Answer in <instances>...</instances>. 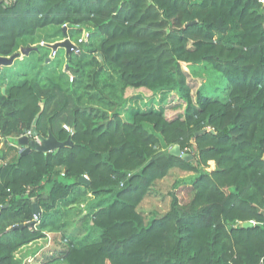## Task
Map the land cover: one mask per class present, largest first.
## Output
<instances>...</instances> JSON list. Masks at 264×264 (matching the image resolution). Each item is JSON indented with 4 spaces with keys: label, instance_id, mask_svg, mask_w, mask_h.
Returning <instances> with one entry per match:
<instances>
[{
    "label": "trees",
    "instance_id": "obj_1",
    "mask_svg": "<svg viewBox=\"0 0 264 264\" xmlns=\"http://www.w3.org/2000/svg\"><path fill=\"white\" fill-rule=\"evenodd\" d=\"M83 31L89 36L77 43ZM66 38L78 51L66 56L64 70L60 60L45 62L49 49L22 79L0 76V138L34 128L71 141L23 156L17 145L0 149V264H20L17 252L58 229L61 214L75 209L98 240L67 239L38 264H264V6L257 0L0 4V57ZM207 68L217 82L194 92L190 76ZM129 89L159 99L133 107ZM169 95L180 110L173 120L156 108ZM172 170L196 174L188 181L190 199L182 204L172 194L166 212L146 219L139 206ZM84 175L88 185L79 183ZM31 221L30 228L7 232ZM248 221L254 226L241 228Z\"/></svg>",
    "mask_w": 264,
    "mask_h": 264
},
{
    "label": "rangeland",
    "instance_id": "obj_2",
    "mask_svg": "<svg viewBox=\"0 0 264 264\" xmlns=\"http://www.w3.org/2000/svg\"><path fill=\"white\" fill-rule=\"evenodd\" d=\"M51 30V28H49ZM85 32V31H83ZM67 39V38H66ZM65 40V39H64ZM58 40H51V43L57 42ZM60 42V41H58ZM76 43V41H74ZM41 44H44L41 42ZM50 47H42L40 46L38 52L29 53L25 62L14 61L11 66L1 67L7 74V79L20 80L23 78L24 73H32L31 69H29V65L32 63L34 65H38L41 61L40 58L42 54L49 53ZM50 55V54H49ZM57 56V55H56ZM27 57V56H26ZM47 58H50L49 56ZM46 58V59H47ZM45 59V60H46ZM52 65L56 62V60H60L59 67L64 70V63L66 61V54L64 49H58V56L56 58H50ZM2 69H0V76L2 74ZM190 84L192 86L193 91L202 86V85H211L216 83V74L211 73V71L207 69H198L196 75L190 76L189 78ZM132 92H126L125 95L130 97L129 104L130 106L144 109V103L149 105V99H159L158 96H152L149 91L146 90H138L129 89ZM161 99V98H160ZM167 99V103L156 107L157 109H162L164 111V115L167 120L175 119L180 110H173V106L177 105V101L174 100V97L169 95ZM153 101V100H152ZM175 101V102H174ZM162 103V102H161ZM148 107V106H147ZM146 127L151 130L150 126ZM7 138L0 139V149L1 151H6L8 147L18 146L19 149L21 147L18 144V140L22 138ZM32 140V139H31ZM35 141V140H33ZM176 145H171L165 147L162 143H160V148H163L166 151H170V149ZM188 151L193 152V147L191 146ZM214 168L213 164H209V168L207 170H212ZM196 176V174H185L178 170H172L169 175L156 183L149 196L142 202L139 206L138 210L143 214V216L147 219L152 215H162L169 209L171 202V195L175 194V196L179 199L180 203H186L190 197V190L188 181ZM49 186V185H48ZM89 203L95 202L93 197L88 198ZM83 206H80L81 209ZM78 209H75L73 212H64L60 216V222H58V229H50L45 231V238L39 241L33 242L22 249H20L16 257L19 260L20 264H38L41 263V260L44 262V254L48 251L57 250L64 248V243H66L67 239H73L77 244H86L88 242H92L98 240L99 233L94 230L87 221H81V215L77 214ZM85 211L83 212V214ZM75 214V215H74ZM158 216V215H157ZM65 241V242H64ZM64 242V243H63ZM55 264H63V263H55Z\"/></svg>",
    "mask_w": 264,
    "mask_h": 264
},
{
    "label": "water",
    "instance_id": "obj_3",
    "mask_svg": "<svg viewBox=\"0 0 264 264\" xmlns=\"http://www.w3.org/2000/svg\"><path fill=\"white\" fill-rule=\"evenodd\" d=\"M49 47L51 50L64 49L65 54L67 56L69 54L70 50L74 46L69 39H65L63 41L50 44ZM32 51H37V49L36 48H30V47L20 48L18 52L11 55L10 57H0V68L11 66L15 60L20 59L21 57L28 56V54ZM96 56L99 60L102 59L100 53H97ZM49 61H50V58H47L45 62H49ZM1 92L3 94L4 89H2ZM31 135L33 138L36 139L35 141L30 140L26 136H23L22 138H20L18 140V144L21 147L20 156H23V155L29 153L32 149L39 151V152L48 153V152H54V151L60 149L61 147L71 145L70 139H68L65 142H59L54 138V136L51 133H49L46 137L39 136L34 128L31 129ZM169 153L176 156V157L184 159L186 162H189L193 159V157L191 155H186L185 153H183L180 150L179 146H177V145L173 146L170 149ZM79 183L88 185L89 181L87 178L81 176L79 178ZM32 208H33L32 214L36 218L39 215L40 210L38 209V207L35 204L32 205ZM261 214L264 217V210L261 212ZM32 225H33V221L28 222L26 224L13 226V227H10L9 229H7V232L14 231L16 229L30 228ZM253 226H254V222H252V221L244 222L241 224V228H243V229H249V228H252Z\"/></svg>",
    "mask_w": 264,
    "mask_h": 264
},
{
    "label": "built area",
    "instance_id": "obj_4",
    "mask_svg": "<svg viewBox=\"0 0 264 264\" xmlns=\"http://www.w3.org/2000/svg\"><path fill=\"white\" fill-rule=\"evenodd\" d=\"M13 1H15V0H0V4L6 5V4H8L10 2H13ZM257 1L264 6V0H257ZM88 36H89V33L88 32H86V31L85 32H82L80 38L77 40V43H83V42H85L87 40ZM71 43L73 44L74 47L70 51L77 52L78 51V48H77L76 43H74V42H71ZM49 57L51 59L52 58H55L56 57V50H51ZM71 80H72V78L69 77V81H71ZM23 136H26V137L31 138L33 140H36L35 138L32 137L31 130L27 131ZM83 177L87 178V176H85V175Z\"/></svg>",
    "mask_w": 264,
    "mask_h": 264
},
{
    "label": "crops",
    "instance_id": "obj_5",
    "mask_svg": "<svg viewBox=\"0 0 264 264\" xmlns=\"http://www.w3.org/2000/svg\"><path fill=\"white\" fill-rule=\"evenodd\" d=\"M60 41H63V40H60ZM57 42H58V41H57ZM54 43H55V42H54ZM40 45H41V42H40ZM23 58H24V57H21L19 60H22ZM0 69H2V68H0ZM5 71H7V70H5ZM5 71H4V69H2V72H5ZM2 89H3V88H2ZM2 89H1V90H2ZM211 163H212V162H211ZM212 164H213V163H212ZM213 166H214V164H213Z\"/></svg>",
    "mask_w": 264,
    "mask_h": 264
}]
</instances>
